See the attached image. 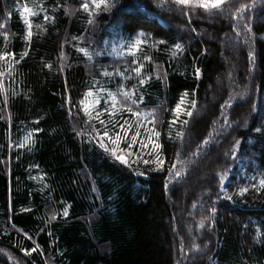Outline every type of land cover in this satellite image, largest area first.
Listing matches in <instances>:
<instances>
[{
  "label": "trees",
  "instance_id": "16d2710c",
  "mask_svg": "<svg viewBox=\"0 0 264 264\" xmlns=\"http://www.w3.org/2000/svg\"><path fill=\"white\" fill-rule=\"evenodd\" d=\"M107 2L0 0V264H264V0Z\"/></svg>",
  "mask_w": 264,
  "mask_h": 264
},
{
  "label": "snow or ice",
  "instance_id": "6c2138e0",
  "mask_svg": "<svg viewBox=\"0 0 264 264\" xmlns=\"http://www.w3.org/2000/svg\"><path fill=\"white\" fill-rule=\"evenodd\" d=\"M173 2L177 5H189L190 3H197L199 4V6L201 7H204L206 10L208 9L209 7V4L211 5L212 8H219L220 5L223 3V0H173ZM92 4L97 8L99 9L101 5H104L105 8H108L110 5L108 4L107 0H92ZM83 7L85 8V10L88 9V4L85 3L83 5ZM146 6L142 3V0H134V8L133 9H130L129 11H138L142 8H145ZM25 11H28V9L26 8ZM0 27H2V25H0ZM140 35H143V33H139ZM139 43H141V41H137L136 42V45H138ZM160 43H163V41H161ZM136 45H133V47H135ZM175 47L177 49L180 48V45L177 44L175 45ZM175 54V53H174ZM3 57L0 56V59H2ZM137 73L140 72V68H136L134 69ZM197 71V74L199 73V69L196 70ZM141 84L144 83L143 80L140 81ZM124 95L126 97H128V93H124ZM194 106V105H193ZM129 111H131V109H128ZM99 115V114H98ZM136 115H139V113H136ZM188 115H191V113H188ZM100 123L103 125L104 124V121H100ZM121 131L120 132H115L114 135H115V139H113L112 137L109 136V132L107 130V127L105 126V129L103 131V134L101 136V134L99 132H97V135L100 136V140L98 141L99 145L101 148H104V150L106 152L110 151L111 152V155L118 161H120L121 163H124V164H128L129 161L128 159H126V156H131L132 153L131 152H127L125 149H120L119 148V144L121 142V140L125 139L126 136H127V130L124 129V126L123 125H119ZM121 132L124 133V135L122 136L121 135ZM156 135L158 136L159 133H156ZM179 135V133H178ZM107 137L110 141V143L113 145V147L111 149H109L104 143H103V138ZM137 142L136 140V136H133L132 137V140H131V143L128 144V148L130 149L132 147L133 144H135ZM205 143H207V141H205ZM154 147H159V145H154ZM148 161H145V163H147ZM158 163H163V161H158ZM260 185L262 187H264V179H262L260 181ZM241 191V194H243L244 192L247 191V188H243L240 190ZM230 198V197H229ZM213 211H215V209H213ZM67 213L65 212V215Z\"/></svg>",
  "mask_w": 264,
  "mask_h": 264
},
{
  "label": "rangeland",
  "instance_id": "374dc122",
  "mask_svg": "<svg viewBox=\"0 0 264 264\" xmlns=\"http://www.w3.org/2000/svg\"><path fill=\"white\" fill-rule=\"evenodd\" d=\"M88 108H90L92 105H86ZM123 136V135H122ZM138 138V135H136V139ZM115 139V138H113ZM139 139V138H138ZM109 141V140H108ZM125 142L128 143V133H127V136L125 139L121 140L120 144H119V148L120 149H125L127 152H131L132 155L131 156H126V159H128L129 162H135L136 159L132 156H135V154H137L135 151H133V147H134V144L132 145V147L129 149L128 146L126 147L125 146ZM139 143L140 145H143L144 149L147 150V152H150L153 148V144H151V142L149 140H146L145 139H141L139 140ZM142 149V148H141ZM153 153V152H152ZM136 157V156H135ZM133 159V161H132ZM17 264H25V262L23 260H17Z\"/></svg>",
  "mask_w": 264,
  "mask_h": 264
}]
</instances>
